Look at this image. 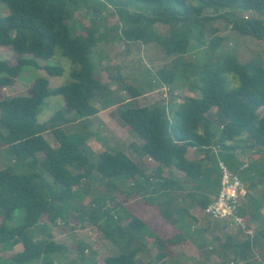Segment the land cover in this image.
Instances as JSON below:
<instances>
[{
	"label": "trees",
	"instance_id": "1",
	"mask_svg": "<svg viewBox=\"0 0 264 264\" xmlns=\"http://www.w3.org/2000/svg\"><path fill=\"white\" fill-rule=\"evenodd\" d=\"M137 3L153 7L144 13ZM0 4L6 11L0 15V45L10 46L16 55L15 64L0 59V87L11 85L24 66L43 68L50 76L61 75L60 65L39 63V59H49L55 48L72 64L67 83L50 88L48 79L39 76L32 80L29 94L0 97V154L13 156L21 165L20 171L9 163L0 168V252L22 245L6 264H54L46 255L62 250L63 244L50 234L36 239L28 232L40 224L43 215L45 223L53 225L56 220L67 221L76 210L77 220H83L86 212L72 206L69 199L84 191L92 171L98 174L104 191L95 194L97 207L89 213L88 221L119 249L102 264H139L142 252L153 255L144 264H187L167 247L184 241L190 231L192 237L195 232L200 235L193 244L200 251H213L219 264H258L248 254L264 239V228L257 223L264 203V168L249 160L245 169L250 174L242 179L247 194L238 212L247 229H253L252 235L234 229L223 239L215 234L206 240L203 232L207 227L194 233L191 230L198 218L191 213L190 203L203 209L212 200L219 189L218 162L231 167L238 149L241 155H255L264 164V58L253 56L242 62L235 50L219 51L213 57L224 38L216 27L208 39L204 34L208 20L223 18L242 36L264 41V0H0ZM107 6L113 7V14L123 22L115 40L155 43L167 56L176 58L174 66L156 71L160 83L170 85L183 75L188 78L195 72L189 68H198L194 73L196 93L169 106H137L131 100L123 101L102 82L93 47L105 37L96 21ZM132 6L136 10H130ZM81 8L89 24L78 31L75 12ZM206 9L211 13L204 14ZM243 12L250 14L244 18L240 16ZM159 22L174 23L175 28L171 24L168 34H160L153 26ZM193 40L206 51L205 59L183 62L181 56L194 48ZM111 78L120 80L121 74ZM124 88L130 99L141 95L131 84ZM96 94L98 103L93 101ZM51 95H60L63 106L41 122V105ZM115 104L122 125L142 141L129 144L140 159L122 148L92 155L86 140L93 131L88 129L87 118ZM258 109H263L261 115ZM71 113L78 121L68 117ZM68 124L72 130L64 128ZM45 134L53 136L54 142ZM190 147L201 151L204 158L188 159ZM148 159L152 168L149 162H142ZM175 170L183 176H176ZM135 195L150 209L146 218L129 206L128 198ZM107 199L113 201L114 211ZM19 209L24 213L22 220L9 225ZM242 234L250 237L237 238ZM145 237L152 238L156 246ZM79 245L81 253L89 247L84 242Z\"/></svg>",
	"mask_w": 264,
	"mask_h": 264
},
{
	"label": "rangeland",
	"instance_id": "2",
	"mask_svg": "<svg viewBox=\"0 0 264 264\" xmlns=\"http://www.w3.org/2000/svg\"><path fill=\"white\" fill-rule=\"evenodd\" d=\"M151 6L152 5L146 3H137V9L144 13L150 12ZM130 10H136L135 6L130 7ZM5 13L6 11L4 6L0 4V15ZM210 13V9L204 10V14ZM114 14L113 7L107 6L106 8H103L102 15L96 21L100 32L105 33L103 35L105 37H103L100 42L93 47V56L97 58V72L102 82L109 84L113 91H115V93L123 100L129 98L128 91L124 88V86L131 84L138 88L141 95L138 98L131 100L132 104L137 106H150L156 104L169 106V103L173 101L180 102L184 96H192L196 93L197 89L194 87V82L197 80V75L194 73L198 70V68H189V71L195 72L188 75V78H184L183 75L170 85L160 83L156 75V71L161 68L166 69L171 65L174 66L173 61L176 58L167 56L164 53V49L155 43L142 44L141 42L115 40L114 35L119 31V26H121L123 22L120 21ZM249 14V12H243L240 13V16L245 18V16ZM75 18L77 27L76 30L78 31H82L83 26L89 24V17L84 15V9L82 8L75 12ZM262 18L264 20V14L262 15ZM171 24H173V27L175 28L174 23L164 24L159 22L155 23L153 26L156 32L160 34H168V32H170V28H172ZM213 27H216L219 31L218 34L224 38L220 43L218 50L213 54V57H215L219 51L226 52L228 50H235L238 59L242 62L251 59L253 56L264 58V41H260L252 37L242 36L237 31L233 30L230 27V24L226 23L223 18H216L214 20L207 21L204 28L206 39L212 35ZM191 43L194 48H190V51L181 56L183 62H202L205 59L206 51L200 46V44L198 45L195 40ZM102 53L104 55H101ZM0 59H5L9 64H15L16 55L11 50L10 46L0 45ZM39 63L40 65H60L63 68V72L61 75L50 76L43 68L37 69L32 66H24L20 74L13 78L14 81L11 85L0 87V97L29 94L32 80L39 76H43L48 79V85L50 88H55L61 84L67 83L70 80V70L72 68V64L66 57L60 54V50L58 48H55L54 54L49 59H39ZM178 71L181 72L180 70ZM117 72H120L121 79H112L111 76H114ZM231 81L233 84L235 83L234 80ZM236 83H238L237 80ZM191 87H193V89H191ZM61 98L62 97L60 95H51L45 98L38 115L39 121L43 122L47 120L51 113L63 106V100ZM93 101L94 103H98V94L94 96ZM117 106L118 104H115L111 107L104 108L105 110H101L96 115L87 118L86 124H88V129L93 131V134L91 137H88L86 141L89 144V148L91 149L93 156H96V153H99L101 150H116L117 148H122L125 152L132 154V156H135V159H137L139 156L131 150L127 144L133 141L139 145L142 141L136 137L134 132L130 133V130H128L127 133V130L124 126H122V122L118 116ZM168 108L169 107H167V109ZM262 111L263 109H258L257 112L261 115ZM68 117H70L74 122L78 121L77 119H74L76 117L73 113L69 114ZM64 128L68 131L72 130L71 125L69 124L65 125ZM45 136L50 143L54 142L53 136H50L49 134H45ZM111 139L118 142L120 147H116ZM122 143L126 145L124 146ZM238 151H241V149H238ZM203 155L204 154L201 151L192 147L188 148L186 153L188 159L204 158ZM249 157L250 161L254 164H258L264 168V164L262 165V163H260V158L252 154H249ZM236 158L237 159L233 160V164L231 167L229 166V168L236 172L241 180L244 179V177L248 178L250 170L240 168L244 163L242 156H236ZM142 162H145L146 165V162H149L150 164L148 163V165L152 168L153 162L151 159H148L147 161L144 160ZM8 163L14 166L15 170H21V165L16 158H13V156H1L0 154V168L5 167ZM174 172L178 177L183 176V173L180 171L175 170ZM91 175V178L86 180V184H84L85 188L83 192L86 194L80 191L79 194L77 192V194L72 195L69 199V203L72 206L86 212V216L84 215L83 220H77L75 216L78 212L76 210H72V214L67 221L56 220V224H53L55 226L50 227H45L49 226L47 224H37L28 232L32 238L42 239L45 237L43 236L44 234H42V231L47 230L51 233L55 242L63 243L62 250L51 252L46 255V257L50 258L54 264H102L105 257L119 252L117 245L110 240H103V234L100 229H98L97 225L88 221L89 213L97 207L96 203L93 202L95 194L99 191H104L102 184L99 182L98 174L95 171H92ZM243 182L246 184L245 181ZM123 186L128 188L127 183ZM120 198L123 199V197H119V200ZM106 201L110 203L111 207H108L114 211L112 208L113 201L111 199H107ZM128 203L130 208L135 209L136 214L140 218H145V216H149L151 214L150 209L146 208L142 203V198L140 196L135 195L128 198ZM105 207H107V205H105ZM190 211L198 218V221L192 222L193 225H191V230H193L194 233L199 227H207L208 231L203 232V236L208 241L215 234L223 239L226 234H230L232 231L234 232V229L229 226L225 227L226 225L217 224L209 220L208 216L203 213L202 208L197 206L195 202L190 203ZM23 214V210L19 209L16 211L12 219L9 221V225H16L19 223L22 220ZM115 214L118 215L117 209ZM102 220L103 219H99L98 221ZM39 222H47L46 217L43 215ZM259 223L260 227L264 228V214L260 218ZM81 226L85 227L82 228ZM209 226H219L220 229H215L214 227L211 228ZM190 232L191 235L187 236L180 246L169 245L167 247L170 254L175 257L181 256L187 264H219L220 258L217 257V255H213V251L211 252L204 249L201 250V252L200 249L193 244V241L200 237V235L195 232L192 237V231ZM242 236L244 238L247 237L245 234H242ZM242 236H237V238L242 239ZM145 240L146 242H150L153 248L156 246L152 238L145 237ZM82 242L89 245V247L85 249L84 253H81L79 250V243ZM4 245L8 246V244ZM15 246V248L19 249L22 245L17 244ZM5 249L6 250L4 251H7V248ZM10 254V252H4L3 256L6 260H8L10 258ZM248 256L255 263L259 264L260 262H264V239L259 240L257 247H255L252 253H249ZM151 257L153 258V255ZM151 257L147 252H142L138 255V263L144 264L145 261L151 259ZM185 257H187V260H185ZM206 258H208L207 261H205ZM0 264H6L3 258L0 259ZM8 264L14 263L9 262ZM229 264L235 263L229 262Z\"/></svg>",
	"mask_w": 264,
	"mask_h": 264
},
{
	"label": "built area",
	"instance_id": "3",
	"mask_svg": "<svg viewBox=\"0 0 264 264\" xmlns=\"http://www.w3.org/2000/svg\"><path fill=\"white\" fill-rule=\"evenodd\" d=\"M248 159L244 160L241 169L247 167ZM220 176L219 189L212 200L202 209L209 220L229 226L232 229H241L251 234V229H247L245 218L239 214L238 209L241 201L247 194L245 183L239 175L232 171L223 161L218 162Z\"/></svg>",
	"mask_w": 264,
	"mask_h": 264
},
{
	"label": "crops",
	"instance_id": "4",
	"mask_svg": "<svg viewBox=\"0 0 264 264\" xmlns=\"http://www.w3.org/2000/svg\"><path fill=\"white\" fill-rule=\"evenodd\" d=\"M119 73H120V72H119ZM105 83H106V82H105ZM108 85H109V84H108ZM109 88L113 91V89H112L110 86H109ZM113 92L115 93V91H113ZM138 97H139V96H138ZM138 97H137V98H138ZM128 100H132V99H130V96H129V98H127L126 100H123V101H128ZM101 110H105V109H100V111H101ZM100 111H99V112H100ZM99 112H98V113H99ZM117 112H118V106H117ZM96 114H97V113H96ZM96 114H95V115H96ZM92 116H94V115H92ZM92 116H91V117H92ZM69 118H70V117H69ZM89 118H90V117H89ZM70 119H71V118H70ZM122 126H123V125H122ZM124 128L127 130V133H128V129H127L125 126H124ZM126 130H125V131H126ZM130 133H131V132H130ZM108 138H110V137H108ZM111 141L116 145V147H120L118 142H115V140H113V139H111ZM122 144H123V143H122ZM129 144H130V143L127 144L128 147H130ZM123 145L125 146L126 144H123ZM131 150H132V149H131ZM236 156H237V157H238V156H242V159H243V160H245V159H248V161L250 160L249 157H247L246 155H241V154L238 153V152H237V153L235 154V156H234V159H235V160L237 159ZM250 162L252 163V161H250ZM250 162H249V163H250ZM251 163H250V164H251ZM253 190H254L253 192L256 191L255 189H253ZM242 201H243V200H242ZM242 201H241V205H242ZM244 202H245V200H244ZM125 207L127 208L126 205H125ZM263 214H264V203H263V204L261 205V207L259 208V219H258V222H257L258 224H260V223H259V220H260V218L262 217ZM146 217H147V216H145V218H146ZM39 223H40V222H39ZM40 224H42V225H45V224L49 225V226H45V227L55 226V225H52V224L50 225L49 223H45V224L40 223ZM212 227H214L215 229H220L219 226H212ZM83 228H84V227H83ZM251 231H252L251 234L248 233L249 235H252V234H253V229H251ZM245 233H246V232H245ZM42 234H44L43 236H45V237H46L48 234L51 235V233H50L49 231H47V230L42 231ZM248 234H245V235H247V237H248V236H249ZM43 236H42V237H43ZM45 237H43V238H45ZM249 237H250V236H249ZM243 239H244V237L242 236V240H243ZM103 240H107V241H108V239H105V238H103ZM111 242H112V241H111ZM182 242H183V241H182ZM182 242H180L179 244H177V245H175V246H180ZM18 244H20V243H18ZM62 244H63V243H62ZM15 245H17V244H15ZM15 245H14V246L12 247V249H10V250H7V251L2 250V251H4V252H10L11 254H13L14 252H18V251H21V250H22V246H21L19 249H17V248H15V247H16ZM176 248H177V247H176ZM20 249H21V250H20ZM16 250H18V251H16ZM2 251L0 252V259L3 258V260L5 261L6 258L3 256V253H4V252H2ZM11 254H10V256H11Z\"/></svg>",
	"mask_w": 264,
	"mask_h": 264
},
{
	"label": "bare ground",
	"instance_id": "5",
	"mask_svg": "<svg viewBox=\"0 0 264 264\" xmlns=\"http://www.w3.org/2000/svg\"><path fill=\"white\" fill-rule=\"evenodd\" d=\"M255 151V150H254ZM256 152V151H255Z\"/></svg>",
	"mask_w": 264,
	"mask_h": 264
}]
</instances>
